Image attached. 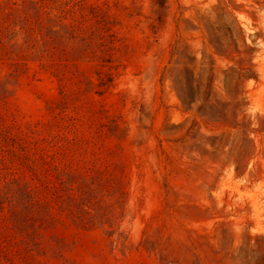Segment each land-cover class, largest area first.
Wrapping results in <instances>:
<instances>
[{"label":"rangeland","instance_id":"rangeland-1","mask_svg":"<svg viewBox=\"0 0 264 264\" xmlns=\"http://www.w3.org/2000/svg\"><path fill=\"white\" fill-rule=\"evenodd\" d=\"M0 264H264V0H0Z\"/></svg>","mask_w":264,"mask_h":264},{"label":"trees","instance_id":"trees-1","mask_svg":"<svg viewBox=\"0 0 264 264\" xmlns=\"http://www.w3.org/2000/svg\"><path fill=\"white\" fill-rule=\"evenodd\" d=\"M24 1H26V0H24ZM27 12L28 11H25V12H22V13L23 14H28ZM12 41H15V39L12 40ZM16 44L17 43H15V45ZM97 75H98V81H99V83L97 85L98 87L102 88L103 91H104V89L108 90L110 87H112V84H111V83H113V76L112 75L111 76L110 75L109 76H104L101 72H97ZM94 86H95V84H94ZM103 91L99 92V94L103 93ZM34 199H38V198H34ZM34 203H35V206L36 205L37 206L35 208V214L33 216V219H34V226H36V233H38L39 229H40V224L39 223H40V220L42 218V205L39 206L40 203L38 202V200H35ZM84 207H85V205H84Z\"/></svg>","mask_w":264,"mask_h":264}]
</instances>
